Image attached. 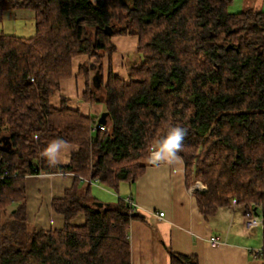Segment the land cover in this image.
I'll return each instance as SVG.
<instances>
[{"label":"trees","instance_id":"16d2710c","mask_svg":"<svg viewBox=\"0 0 264 264\" xmlns=\"http://www.w3.org/2000/svg\"><path fill=\"white\" fill-rule=\"evenodd\" d=\"M233 3L0 0L2 13L31 11L36 25L31 38L0 32V264H131L130 225L144 216L122 192L176 126L187 130V185L207 188L197 192L202 214L236 201L264 228V9L233 14ZM116 38L137 40L125 78L113 66ZM79 77L103 113L85 115L62 95ZM57 139L78 149L66 166L42 156ZM40 175L75 177L52 203L62 228L29 221L27 179ZM95 184L117 202L95 198ZM169 253L171 264H200Z\"/></svg>","mask_w":264,"mask_h":264},{"label":"crops","instance_id":"0c3cea01","mask_svg":"<svg viewBox=\"0 0 264 264\" xmlns=\"http://www.w3.org/2000/svg\"><path fill=\"white\" fill-rule=\"evenodd\" d=\"M258 9H264V0H260ZM4 20L35 22V15L31 11L2 13L0 10V21ZM120 39H114L118 53L113 58V66L115 72L125 78V64L133 63L137 40ZM91 76L95 77L93 73ZM63 85H67L69 94L62 90V95L71 98L72 106L80 108L83 114L95 116L105 111L103 105H91L83 99L84 78H74ZM53 103L59 105V94ZM77 150L76 146L68 144L55 166L68 165ZM74 184L73 175L28 177L30 223L38 229L62 228L64 219L54 212L52 203L62 198ZM195 191L187 185L186 165L181 157L171 163L151 161L136 185L123 189L126 192L123 199L132 198L138 212L144 216V220H133L130 225L131 264H171L170 249L178 254L196 256L200 264H264V256L257 255L264 249L263 225L247 230V212L242 205L223 207L215 216L206 218L199 208ZM107 193L110 198L104 196V200H99L104 204L113 203L112 197L116 199L117 196ZM161 213L165 214L163 218L159 217ZM77 223L83 225L84 219L80 218ZM213 240H219L220 245L213 246Z\"/></svg>","mask_w":264,"mask_h":264},{"label":"clouds","instance_id":"9594fccd","mask_svg":"<svg viewBox=\"0 0 264 264\" xmlns=\"http://www.w3.org/2000/svg\"><path fill=\"white\" fill-rule=\"evenodd\" d=\"M187 130L183 127H172L168 134L157 142L151 150V161L159 162H176L179 159L178 154L182 151ZM68 148L66 141L57 139L48 144L44 149L42 156L46 158L50 166H55L60 162L61 154Z\"/></svg>","mask_w":264,"mask_h":264},{"label":"rangeland","instance_id":"374dc122","mask_svg":"<svg viewBox=\"0 0 264 264\" xmlns=\"http://www.w3.org/2000/svg\"><path fill=\"white\" fill-rule=\"evenodd\" d=\"M259 3H260V0H234V3L230 6L229 11L233 14H237V13H241L247 8H257L258 9ZM1 31H4L7 34L12 33L20 37L31 38V37H34L36 34V25L33 20L15 21V22L4 20V21H0V32ZM116 39H120V38H116ZM134 58H138V57L135 55ZM94 79H97V78L94 77ZM62 90L64 91L65 94L66 93L69 94L68 92L69 89L67 85H63ZM59 95L61 96V93H59ZM191 188H193L194 190L197 189L195 192H199V193L205 192L207 189L206 186L202 182L195 183L193 186H191ZM93 191H94L93 194L95 195V197H97L100 200L102 199L104 200V196L106 197L109 196L107 193L109 191L103 187H96L93 189ZM109 194L115 195L112 192H109ZM122 195L125 196L126 192H123ZM112 198L113 199L111 200L113 201L116 200L117 202L118 200L117 198L116 199L114 197Z\"/></svg>","mask_w":264,"mask_h":264},{"label":"built area","instance_id":"2783aa9c","mask_svg":"<svg viewBox=\"0 0 264 264\" xmlns=\"http://www.w3.org/2000/svg\"><path fill=\"white\" fill-rule=\"evenodd\" d=\"M99 128L101 130H104V127H102V126H100ZM127 201L130 202L131 200L129 199ZM233 204L237 205V202L234 201ZM164 216H165L164 213H161L159 215L160 218H163ZM261 225H263V219L261 216L253 214L251 212H247V214H246V228H247V230L252 231L253 229H255ZM212 244H213V246L216 247V246L220 245V242H219V240H213ZM263 254H264V249L257 252L258 256H263Z\"/></svg>","mask_w":264,"mask_h":264},{"label":"water","instance_id":"95a60500","mask_svg":"<svg viewBox=\"0 0 264 264\" xmlns=\"http://www.w3.org/2000/svg\"><path fill=\"white\" fill-rule=\"evenodd\" d=\"M94 80L98 81V79H94ZM108 116H109L108 113H104L99 120V124L105 126L108 122V120H107ZM101 206H103V204H101Z\"/></svg>","mask_w":264,"mask_h":264}]
</instances>
